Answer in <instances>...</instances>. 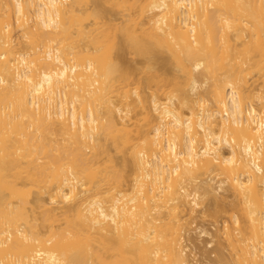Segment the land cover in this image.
Segmentation results:
<instances>
[{
    "label": "bare ground",
    "instance_id": "obj_1",
    "mask_svg": "<svg viewBox=\"0 0 264 264\" xmlns=\"http://www.w3.org/2000/svg\"><path fill=\"white\" fill-rule=\"evenodd\" d=\"M83 2L0 0V264H193L209 197L264 264V0Z\"/></svg>",
    "mask_w": 264,
    "mask_h": 264
},
{
    "label": "rangeland",
    "instance_id": "obj_2",
    "mask_svg": "<svg viewBox=\"0 0 264 264\" xmlns=\"http://www.w3.org/2000/svg\"><path fill=\"white\" fill-rule=\"evenodd\" d=\"M84 0H82L83 2ZM87 1V0H86ZM84 3V2H83ZM82 3V5H83ZM88 2H86L85 4H87ZM88 7L89 5H91L90 3L87 4ZM85 6V5H84ZM216 181V180H215ZM214 183V182H213ZM216 183V182H215ZM208 198V197H207ZM205 200V199H204ZM212 197H209L208 200L206 199L205 202H204V209L205 210H208L209 209H212L213 210V201H212ZM232 200V197L230 198H227V200L225 201V203H228L227 201H231ZM210 210V211H212ZM206 211V213L208 215H203V214H199L197 213L196 216H198L197 218L195 217L193 220H195L193 223L191 222V226L189 225L190 229H187L188 231H186V241H188L187 245H189L188 247V251L190 252V256L191 257V261H195V262H192L193 264H215L216 262L214 261L216 258H215V252H213V248L215 250V247L217 243H214L213 242V239L212 237H209L207 235H204L206 236V238L204 236L202 237H199V232L202 231V230H205L209 233L211 232H214L215 231V227L220 224V222H217L216 219H213V216L210 215V211L208 212ZM210 215V216H209ZM212 217V218H211ZM215 218V217H214ZM218 219V218H217ZM221 219V218H220ZM218 219V220H220ZM190 221V219H189ZM216 221V222H215ZM218 223V224H216ZM215 224V225H213ZM215 226V227H214ZM211 231V232H210ZM188 232V233H187ZM210 235V234H209ZM197 237V238H196ZM200 240H199V239ZM195 239V241H194ZM209 239V240H208ZM191 242V243H190ZM211 243V244H210ZM214 243V244H213ZM205 249V250H204ZM191 250V251H190ZM101 252V253H100ZM188 252V253H189ZM209 252V254H208ZM227 253V250L225 251ZM92 253L93 252H89V259L87 261L86 264H108L110 261L107 257H105V252L103 253L102 251H99L97 254L95 252V254L93 255ZM93 255V256H92ZM96 255V256H95ZM92 256V257H91ZM107 256V254H106ZM91 257V258H90ZM101 258V259H98V258ZM92 259L94 261H92ZM96 259L98 261H96ZM91 261V262H90ZM100 262V263H99ZM85 263V262H84ZM83 264V263H82Z\"/></svg>",
    "mask_w": 264,
    "mask_h": 264
}]
</instances>
